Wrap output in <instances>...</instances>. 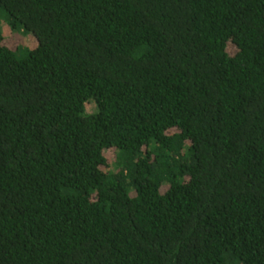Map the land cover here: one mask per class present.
Returning <instances> with one entry per match:
<instances>
[{"label": "trees", "instance_id": "trees-1", "mask_svg": "<svg viewBox=\"0 0 264 264\" xmlns=\"http://www.w3.org/2000/svg\"><path fill=\"white\" fill-rule=\"evenodd\" d=\"M0 264H264V0H0Z\"/></svg>", "mask_w": 264, "mask_h": 264}, {"label": "rangeland", "instance_id": "rangeland-1", "mask_svg": "<svg viewBox=\"0 0 264 264\" xmlns=\"http://www.w3.org/2000/svg\"><path fill=\"white\" fill-rule=\"evenodd\" d=\"M3 32H4L5 36L7 38H9L8 43L11 46H15L19 36L11 34V30L6 24L3 25ZM22 39L24 40L25 44L27 46H29V47H34L36 45V39H35V36L32 33H30V34L26 33L25 36H22ZM92 106L93 105H89V109H91Z\"/></svg>", "mask_w": 264, "mask_h": 264}]
</instances>
